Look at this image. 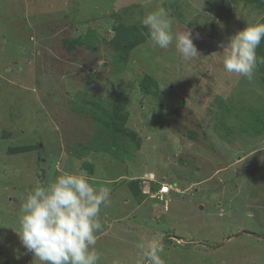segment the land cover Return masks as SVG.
Masks as SVG:
<instances>
[{"label":"rangeland","instance_id":"374dc122","mask_svg":"<svg viewBox=\"0 0 264 264\" xmlns=\"http://www.w3.org/2000/svg\"><path fill=\"white\" fill-rule=\"evenodd\" d=\"M262 2L0 0V264H40L15 233L23 200L80 170L111 188L99 264H143L153 242L164 264H264V64L249 82L220 47ZM158 8L199 57L153 45Z\"/></svg>","mask_w":264,"mask_h":264},{"label":"clouds","instance_id":"9594fccd","mask_svg":"<svg viewBox=\"0 0 264 264\" xmlns=\"http://www.w3.org/2000/svg\"><path fill=\"white\" fill-rule=\"evenodd\" d=\"M141 25L155 47L168 49L175 44L186 61L200 56L194 43L200 34L188 29L174 35L164 8L147 13ZM262 40L264 23L247 26L229 37L226 46L220 45L222 53L227 50L222 57L224 70L251 82L257 65L264 64V58L257 56ZM110 195L111 188L94 187L85 170L66 172L27 192L20 209L19 231L15 233L40 264H99L95 245L102 227L101 209L111 205ZM162 248L158 242L149 244L142 252L143 264H164L159 255Z\"/></svg>","mask_w":264,"mask_h":264},{"label":"trees","instance_id":"16d2710c","mask_svg":"<svg viewBox=\"0 0 264 264\" xmlns=\"http://www.w3.org/2000/svg\"><path fill=\"white\" fill-rule=\"evenodd\" d=\"M243 1H245V0H243ZM246 1H249V2H251V3H256V4H258V2L259 3H263L262 1L263 0H246ZM259 23H264V16L261 18V20L259 21ZM117 37H116V35H115V37L111 40V44H112V46L115 48V50H122L121 49V47H119L118 46V43H117V39H116ZM138 40H139V38H138ZM135 45H137L136 44V42H133V44H132V47H134ZM126 50V49H125ZM257 54H258V57H262V56H264V40H262V42H261V45L259 46V48L257 49ZM264 70V69H263ZM261 71V73L262 72H264V71ZM143 87V84L141 83V88ZM158 88H159V86H157V84H155V86H153V89H154V92L156 93L157 92V90H158ZM145 90V88H142V90ZM105 126L107 127V128H111V129H113V130H115V129H117V127H116V124L114 123V122H110V121H106L105 122ZM163 184H166L165 182H162L161 183V186L163 185ZM167 185V184H166ZM160 188L161 187H159L158 189L160 190ZM158 190V191H159ZM169 190H171V188L169 189ZM169 190H168V192L166 193V194H163V195H161L160 196V199H162V200H165V196L169 193ZM157 191V190H156ZM166 201V200H165ZM165 205V204H164Z\"/></svg>","mask_w":264,"mask_h":264},{"label":"built area","instance_id":"2783aa9c","mask_svg":"<svg viewBox=\"0 0 264 264\" xmlns=\"http://www.w3.org/2000/svg\"><path fill=\"white\" fill-rule=\"evenodd\" d=\"M171 187L169 185L163 184L160 188V194L163 195L165 192H167Z\"/></svg>","mask_w":264,"mask_h":264}]
</instances>
